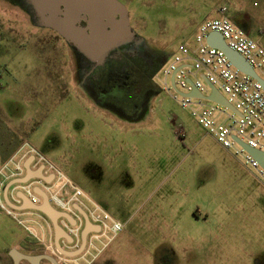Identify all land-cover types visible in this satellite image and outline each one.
<instances>
[{
	"label": "rangeland",
	"instance_id": "rangeland-1",
	"mask_svg": "<svg viewBox=\"0 0 264 264\" xmlns=\"http://www.w3.org/2000/svg\"><path fill=\"white\" fill-rule=\"evenodd\" d=\"M142 2L130 6L133 29L149 53L169 60L184 43H194L199 26L218 17L222 4L251 38L264 39V0ZM0 30L11 41L0 46V165L30 141L123 222L124 232L98 261L264 264V184L242 157L207 135L165 91L152 99L144 119L120 121L82 88L78 55L63 39L3 0ZM121 125L127 132L117 139L128 144L129 158L99 152L96 136L113 140V126ZM179 125L183 141L175 134ZM30 218L28 225L41 232L37 218ZM24 234L38 248L32 255L45 252L0 209V264H14L7 249ZM14 248L27 251L23 242Z\"/></svg>",
	"mask_w": 264,
	"mask_h": 264
},
{
	"label": "built area",
	"instance_id": "built-area-1",
	"mask_svg": "<svg viewBox=\"0 0 264 264\" xmlns=\"http://www.w3.org/2000/svg\"><path fill=\"white\" fill-rule=\"evenodd\" d=\"M255 2L254 6L259 7ZM219 16L202 23L194 43H184L160 70L157 80L161 91L168 92L183 110L189 111L196 122L224 149L236 158L242 157L245 165L257 171L264 184V167L249 154L239 141L264 153V90L253 77L239 70L226 53L208 44L210 33L223 35L226 44L239 52L264 80V39L255 40L229 17L226 4L218 8ZM174 77V81H172ZM171 79V82H170ZM225 96L235 111L205 98L191 97L195 89L204 96L210 94L208 83ZM174 82V85H173ZM175 134L182 141L185 128H176ZM31 161L32 171L43 170L51 182L44 178H31L26 183L15 184L34 204L42 202L36 189L44 191L51 205L58 211L68 213L76 220L75 225L64 222V229L72 237V243L64 240L62 246L68 251H77L82 245L85 220L81 209L92 224L99 228L91 231L83 252L69 257L54 244H48L28 225L33 210H16L4 200V191L12 181L26 176V163ZM18 201V205H19ZM0 209L23 227L28 236L54 257L58 264H93L99 255L121 234L126 225L110 215L84 189L73 182L58 164L38 150L30 141H24L0 165Z\"/></svg>",
	"mask_w": 264,
	"mask_h": 264
},
{
	"label": "water",
	"instance_id": "water-1",
	"mask_svg": "<svg viewBox=\"0 0 264 264\" xmlns=\"http://www.w3.org/2000/svg\"><path fill=\"white\" fill-rule=\"evenodd\" d=\"M29 2L37 18L38 26L55 31L67 42L73 44L78 52L89 62L97 66L103 65L115 48L131 42L135 38V32L130 24L128 9L119 0H29ZM207 42L210 46L224 51L228 59L239 70L255 78L264 90V80L258 76L254 68L239 52L228 47L222 34L218 32L210 33ZM172 81H174V77ZM208 86L210 87L208 96L202 95L198 89L188 95L196 98H205L235 111L223 94L211 84L208 83ZM239 143L264 167L263 152L241 141ZM30 163L31 161L26 163L27 173L24 178L12 181L7 185V194L13 185L26 183L31 178H44L47 182H51L52 177H45L42 169L32 171ZM37 190H39V194L42 197L40 204H34L22 193L20 197L22 200L21 205H15L7 199L8 205L16 210H33L46 216L53 224L57 249L69 257L80 255L87 244L89 233L97 231L99 228L95 227L88 216L78 208V211L83 214L85 219V226L82 231V245L77 251L64 249L61 243L62 240H67L69 243L73 241L60 223V220L66 219L71 222V225H75L76 220L68 213L55 209L51 205L48 195L41 189ZM10 256L14 264H21L22 261H28L30 264H43L44 261L58 264L57 260L50 255L26 254L16 248L10 250Z\"/></svg>",
	"mask_w": 264,
	"mask_h": 264
},
{
	"label": "flooded vegetation",
	"instance_id": "flooded-vegetation-1",
	"mask_svg": "<svg viewBox=\"0 0 264 264\" xmlns=\"http://www.w3.org/2000/svg\"><path fill=\"white\" fill-rule=\"evenodd\" d=\"M3 1L22 8L32 23L38 26L37 18L29 0ZM119 1L127 7L130 24L133 28L130 6L139 5L143 3L142 0ZM83 24L85 25V23ZM38 27L55 32L49 28ZM133 30L135 32L134 40L115 48L106 62L98 66L89 62L85 57L80 56L73 44L67 42L55 32L78 55L82 88H85L90 96L104 106L111 115L126 123L138 122L148 115L152 99L161 92L157 76L166 64V59L162 54H151L146 50L143 46L144 37L135 29ZM4 42L11 43V41L5 39L3 31L0 30V46ZM123 126L125 125L113 126L118 134L117 136H112L113 140L108 137L104 139L102 135L96 136L95 145L99 152L101 151V153L105 154L106 150L109 156L116 159L129 158L127 152L128 144L123 139H117L124 136L122 133L127 132L123 129ZM98 172L99 169H94L93 174L97 175ZM27 242L35 244L34 242ZM23 251L25 250H21V252ZM26 252L29 251L27 250ZM42 254L49 255L46 251ZM99 257L93 264H111L110 261L101 263L98 261ZM43 264L52 263L44 261Z\"/></svg>",
	"mask_w": 264,
	"mask_h": 264
},
{
	"label": "crops",
	"instance_id": "crops-1",
	"mask_svg": "<svg viewBox=\"0 0 264 264\" xmlns=\"http://www.w3.org/2000/svg\"><path fill=\"white\" fill-rule=\"evenodd\" d=\"M19 147V146H18ZM17 147V148H18ZM16 148V149H17ZM15 149V150H16ZM15 150L13 152H15ZM13 152H11L10 154H8L5 159H7ZM3 159V161L5 160ZM27 171V170H26ZM36 193L40 196L39 194V190L36 189ZM21 194L22 192H20V190H15V185H13L8 194H7V187L4 191V200L7 202L8 204V200L9 199L13 204L15 205H18V201L20 202L19 205L22 204V200H21ZM41 200H42V197L40 196ZM39 213V212H38ZM36 217V221H37V224L39 226V228L41 229V232L34 228V230L36 231V233L42 238L44 239V241L48 244H54L56 246V240H55V231H54V227H53V224L51 223V221L46 217L44 216L43 214L39 213V214H29L26 216V218L28 220H32L30 217ZM73 217V216H72ZM74 218V217H73ZM75 219V218H74ZM85 220V219H84ZM64 222H68L69 224H71V222H69L68 220L66 219H62L60 220V223L62 224V226L64 225ZM25 234L20 237L19 239L16 240V243H14L11 247H9L8 252L10 250H12L18 243L20 242H23V244L26 246V249L29 251L27 252V254H31L32 251H37L38 248L36 247L35 244H31L29 242H27V240H24L25 238ZM63 241H61V243L63 244ZM67 241V240H66ZM32 250V251H31ZM32 255V254H31Z\"/></svg>",
	"mask_w": 264,
	"mask_h": 264
},
{
	"label": "trees",
	"instance_id": "trees-1",
	"mask_svg": "<svg viewBox=\"0 0 264 264\" xmlns=\"http://www.w3.org/2000/svg\"><path fill=\"white\" fill-rule=\"evenodd\" d=\"M233 21V20H232ZM235 23L238 25V26H240L241 28H243L246 32H247V29H246V27H245V25H243V24H241V23H239V22H237L236 20H235ZM262 33H264V31L262 32ZM80 56H82V57H84L83 55H81L80 53H78ZM163 56L165 57V55L163 54ZM86 59V58H85ZM165 59H166V63H167V61L169 60L168 58H167V56L165 57ZM20 146V145H19ZM17 148V147H16ZM15 149V148H14ZM13 152V151H12ZM11 153V152H10ZM9 153V154H10ZM8 155V154H7Z\"/></svg>",
	"mask_w": 264,
	"mask_h": 264
}]
</instances>
